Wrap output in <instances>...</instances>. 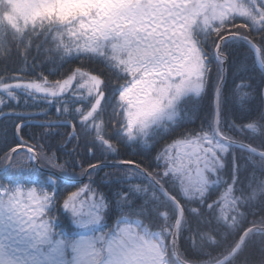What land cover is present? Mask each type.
Masks as SVG:
<instances>
[{"label": "snow or ice", "instance_id": "snow-or-ice-1", "mask_svg": "<svg viewBox=\"0 0 264 264\" xmlns=\"http://www.w3.org/2000/svg\"><path fill=\"white\" fill-rule=\"evenodd\" d=\"M234 45L257 57L252 67L234 62L228 88ZM13 47L23 66L0 74V119L55 107L39 126L83 134L89 159L79 175L89 181L57 175L66 163L22 139L11 148L2 171L31 175L0 177V264H264V254L238 259L264 236V176H243L257 156L264 168V106L249 103L248 75L258 68L264 85V0H23L17 20H0V53ZM14 127L19 136L23 123ZM153 151L154 163L129 158ZM108 166L121 173L111 193L105 178L92 179ZM58 207L70 214L67 232L53 219Z\"/></svg>", "mask_w": 264, "mask_h": 264}, {"label": "trees", "instance_id": "trees-1", "mask_svg": "<svg viewBox=\"0 0 264 264\" xmlns=\"http://www.w3.org/2000/svg\"><path fill=\"white\" fill-rule=\"evenodd\" d=\"M15 13L12 9V5L7 3H4L3 5H0V20L2 21H8V17L14 16ZM19 18V16H16V20ZM10 22V20L8 21ZM243 31V30H241ZM47 47V46H45ZM226 51L231 52V56L228 58L226 62V74H225V80L228 88L232 87L233 83V64L237 60H246V63L249 67H252L255 65V57L253 54V51L248 46L241 47L240 45H234ZM33 55H35V50H33ZM46 53L41 50L40 59L45 60ZM21 63V57L17 54V50L13 47L10 52L7 53H0V74L3 75H10L11 73L15 72L17 68L22 67ZM30 67V65H29ZM65 67H69V65H65ZM93 68L100 72L103 69L99 65H93ZM5 69L7 71L5 72ZM105 76H107V72L104 73ZM213 79H215L216 76V69L215 66H213ZM249 76H251L252 83L255 85L256 91L253 98L249 101V103H254L260 106H264V95H261L262 91H264V85H261L259 83L260 74L259 69L257 68L255 71L248 73ZM115 85V81L110 82V87H113ZM251 91V89H249ZM230 107V105H229ZM18 111H26L29 113H39L41 111L40 107H29L27 109H24L23 106L20 109H17ZM46 110L49 113L48 116H35L32 119L35 120H42V121H48V120H55L56 118V109L55 107L46 106ZM7 112L8 109H5ZM22 121L19 120H7V119H0V168L4 167L6 164V161L4 160V157L7 153L11 151V148L17 147L18 144H20L16 138L15 135V127L14 125L17 123H21ZM197 126H199V121H197ZM70 134V128L64 127V126H58L53 128H44L40 126H25L23 127L22 133H20L21 139L24 140L28 145H36L38 150H42L45 155L51 156L53 153L56 154V157H58L59 163H66V168L63 170V172L59 169H53V171L57 172L59 175L65 174L67 176H70L72 178H77L80 175L81 167L80 162L83 161V165L85 168H87L88 165V149L86 147L87 139L83 136L82 133H77L79 136V139H71L68 140ZM161 143H164L163 141ZM254 143L259 146V139L254 141ZM133 150L129 149L128 152L131 153ZM236 155L238 157H248V153L241 151L240 149H235ZM20 155L15 154L14 157L17 161L24 159V154L26 151H20L18 152ZM123 154V150H122ZM99 155V153H97ZM155 155V152L151 155H148V158L145 159L143 156H131L129 158L140 160L143 163L147 164L150 161L154 163L153 157ZM229 160H231V157H229ZM93 163H96L97 161L95 159H92ZM109 162V161H108ZM243 164V160L241 161ZM76 165L73 167V165ZM39 165L43 168L49 169V166L47 164V161L41 159L39 161ZM253 168L255 169V173L257 177L264 176V168L260 165L259 157H255V165H253L251 162L248 164V171L243 173V176L247 177L252 172ZM106 174H110L109 176H106ZM7 176H17L22 180H26L31 173L25 171L23 173H18L17 170L9 168L7 173L0 172V177ZM121 175V173L117 170V168H103L98 171L97 174H95L92 179L96 181V183H101V178H105L106 183L102 185V190L106 193H111L113 190H115L116 185L113 183H110L108 181L114 180L115 178H118ZM89 177L85 176V180L83 183H88ZM66 185H61V192L66 195L64 192ZM71 190H75L74 188ZM112 197L110 196V199ZM62 199L60 203L62 204ZM113 213L115 214L119 210L115 208V202L113 201ZM53 219L58 221V229L57 230H64L65 232L68 231V229L71 227L70 225V214H65L62 207H58V209L53 210ZM115 219V215L113 216V220ZM253 219V217H249V220ZM256 219H259V215H257ZM73 232L77 231L76 229H72ZM71 234V233H69ZM262 244H264V236L260 235H254L252 236L246 243L243 252L240 254V257L238 259H243L244 257H248L250 260L253 261H259L262 254ZM180 247L181 251L183 252L184 249H188L189 255H194V253L191 250V244L185 242L183 239L180 241Z\"/></svg>", "mask_w": 264, "mask_h": 264}, {"label": "water", "instance_id": "water-1", "mask_svg": "<svg viewBox=\"0 0 264 264\" xmlns=\"http://www.w3.org/2000/svg\"><path fill=\"white\" fill-rule=\"evenodd\" d=\"M252 50V49H251ZM253 51V54H254V57H255V62H256V57H257V53L254 51V50H252ZM225 74H226V64H225V68H224V76H225ZM46 121H39V120H26V121H23V122H21V123H23V125H24V127L25 126H28V125H41V124H43V123H45ZM69 128H70V130H71V132H72V127L69 125ZM16 137H17V140H18V142L19 143H21V137H20V135L19 136H17L16 135ZM68 140H70V136H69V138H68ZM23 141V140H22ZM23 142H25V141H23ZM26 143V142H25ZM27 144V143H26ZM20 150H23V151H26V149H25V147H23V146H21V147H19L18 148V151H20ZM14 154L15 153H13L12 155L14 156ZM111 163L112 162H108V164L109 165H111ZM6 166V165H5ZM38 167H40L39 166V164H38ZM120 167H125V166H120ZM5 168V167H4ZM4 168H2V169H4ZM104 168H114V167H111V166H108V167H104ZM2 169H1V171H2ZM40 169H41V172H46L47 170H49V169H45V168H42V167H40ZM57 174V173H56ZM58 175V174H57ZM85 179V177H83V178H81V179H78V180H84Z\"/></svg>", "mask_w": 264, "mask_h": 264}, {"label": "rangeland", "instance_id": "rangeland-1", "mask_svg": "<svg viewBox=\"0 0 264 264\" xmlns=\"http://www.w3.org/2000/svg\"><path fill=\"white\" fill-rule=\"evenodd\" d=\"M23 2V0H7V3L12 5V9L15 13L14 16H10L8 17V21L10 20V22L15 21L16 20V16H19V12H20V5ZM81 176H79L80 178Z\"/></svg>", "mask_w": 264, "mask_h": 264}]
</instances>
